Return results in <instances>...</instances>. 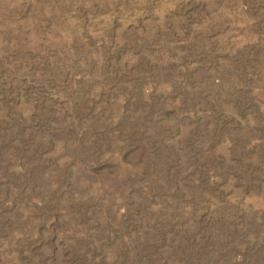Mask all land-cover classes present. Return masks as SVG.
Instances as JSON below:
<instances>
[{"label": "rangeland", "instance_id": "374dc122", "mask_svg": "<svg viewBox=\"0 0 264 264\" xmlns=\"http://www.w3.org/2000/svg\"><path fill=\"white\" fill-rule=\"evenodd\" d=\"M0 264H264V0H0Z\"/></svg>", "mask_w": 264, "mask_h": 264}]
</instances>
